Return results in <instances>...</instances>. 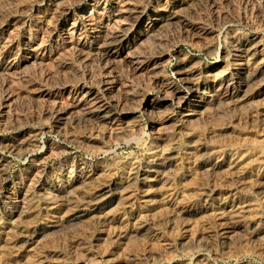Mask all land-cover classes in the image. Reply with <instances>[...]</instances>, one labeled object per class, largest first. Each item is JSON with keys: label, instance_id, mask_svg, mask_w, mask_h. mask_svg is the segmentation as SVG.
Returning a JSON list of instances; mask_svg holds the SVG:
<instances>
[{"label": "rangeland", "instance_id": "obj_1", "mask_svg": "<svg viewBox=\"0 0 264 264\" xmlns=\"http://www.w3.org/2000/svg\"><path fill=\"white\" fill-rule=\"evenodd\" d=\"M252 38L264 0H0V264H264Z\"/></svg>", "mask_w": 264, "mask_h": 264}, {"label": "bare ground", "instance_id": "obj_2", "mask_svg": "<svg viewBox=\"0 0 264 264\" xmlns=\"http://www.w3.org/2000/svg\"><path fill=\"white\" fill-rule=\"evenodd\" d=\"M98 4V3H97ZM122 8V7H121ZM100 9V8H99ZM129 9V8H128ZM103 11V10H102ZM106 13V12H105ZM124 13V12H123ZM122 13V14H123ZM137 13H138V11H137ZM140 13V12H139ZM169 14V13H168ZM167 14V15H168ZM124 15V14H123ZM138 15V14H137ZM164 15V14H163ZM115 16V15H114ZM176 17V16H175ZM100 18V17H99ZM167 18V17H166ZM172 18V17H171ZM177 18V17H176ZM87 19V18H86ZM101 19H102V16H101ZM120 19V18H119ZM124 19V18H123ZM162 19V18H161ZM88 20V19H87ZM90 20H92V19H90ZM116 20V19H115ZM153 20V19H152ZM157 20V19H156ZM93 21V20H92ZM155 21V20H154ZM101 22V21H100ZM103 22V21H102ZM105 22V21H104ZM159 22V21H158ZM164 22H166V21H164ZM168 22V21H167ZM170 22V21H169ZM174 22V21H173ZM172 22V23H173ZM116 24V23H115ZM166 24H168V23H166ZM105 25V24H104ZM106 25H107V22H106ZM110 25V24H109ZM130 25V24H129ZM161 25V24H160ZM132 26V25H131ZM154 26V25H153ZM195 26V25H194ZM102 27V26H101ZM156 27V26H155ZM193 27V26H192ZM109 28V27H108ZM107 28V29H108ZM102 29H104V28H102ZM125 29V28H124ZM106 30V29H105ZM148 30V29H147ZM146 30V31H147ZM198 30V29H197ZM72 31V30H71ZM127 31V30H126ZM155 31V30H154ZM108 32V31H107ZM106 32V33H107ZM110 30H109V34H110ZM132 32H133V29H132ZM120 33V32H119ZM135 33V32H134ZM75 34V33H74ZM104 35H105V33H103ZM118 34V33H117ZM142 34V33H141ZM147 34V33H146ZM70 35V34H69ZM68 35V36H69ZM72 35V34H71ZM119 35V34H118ZM143 35V34H142ZM149 35V34H148ZM134 36V35H133ZM136 36V35H135ZM256 36V35H255ZM105 37H106V35H105ZM122 37V36H121ZM121 37H120V39H119V37H118V39L119 40H121ZM138 37V36H137ZM72 38V37H71ZM107 38V37H106ZM127 38H129V37H127ZM139 38V37H138ZM137 38V39H138ZM261 38V37H260ZM260 38H259V40H260ZM248 39V38H247ZM130 40V39H129ZM257 38H252V41L250 42V43H247L248 45H242L243 46V48H242V50H244L245 51V53L247 54V55H250V54H259V52H261V51H259V49L261 48L262 49V47H263V44H262V40L261 41H259ZM103 41V40H102ZM106 41V40H105ZM134 41V40H133ZM138 41V40H137ZM242 41V40H241ZM122 42V41H121ZM105 43V42H104ZM107 43H109V42H107ZM107 43H106V45H107ZM242 43H244V42H242ZM111 46V45H110ZM235 46H237V45H235ZM239 48H241V47H238V49ZM105 49H107L106 48V46H105ZM110 49V48H109ZM101 50V49H100ZM235 50V49H234ZM2 51V50H1ZM239 51V50H238ZM237 51V52H238ZM241 51V50H240ZM108 52V51H107ZM131 52V51H130ZM264 52V51H263ZM262 52V53H263ZM1 54V53H0ZM245 54V55H246ZM5 55V54H4ZM237 55V54H236ZM261 56V55H260ZM264 56V55H263ZM258 57V56H257ZM34 58V57H33ZM239 58V57H238ZM240 58H241V56H240ZM252 58V57H251ZM38 59H39V57H38ZM253 59V58H252ZM256 59V58H255ZM189 60V59H188ZM244 60V59H243ZM247 60V59H246ZM245 60V61H246ZM262 60V59H261ZM187 61V60H186ZM237 61H239V59L237 60ZM242 61V60H241ZM250 61V60H249ZM223 62V61H222ZM252 62H253V60H252ZM234 63V62H233ZM247 63V62H246ZM257 63V62H256ZM188 64V63H187ZM215 64V63H214ZM218 64V63H217ZM221 64V63H220ZM239 64V63H238ZM255 64V63H254ZM260 64H262V63H260ZM216 65V64H215ZM248 65V64H247ZM259 64H257V66H258ZM236 66V65H235ZM242 66V65H241ZM241 66H240V68H241ZM249 66V65H248ZM254 65L252 64V67H253ZM255 66H256V64H255ZM254 66V67H255ZM186 67V66H185ZM185 67L183 68V69H185ZM216 67H217V65L214 67V66H212V67H210V68H207V70H206V72L207 73H211V74H213L215 71V69H216ZM220 67V66H219ZM218 67V68H219ZM226 67V66H225ZM245 67V66H244ZM189 68V67H188ZM222 68V67H221ZM220 68V69H221ZM237 68V67H236ZM233 69V68H232ZM242 69V68H241ZM250 68H248V70H249ZM254 69V68H253ZM191 70V69H190ZM188 71V72H186V75H192V73H194L193 71ZM193 70V69H192ZM195 70V69H194ZM225 71V70H224ZM227 71V70H226ZM229 71V70H228ZM234 71H235V68H234ZM254 71H255V76L254 75H252V76H254V77H256V76H258L260 73L259 72H263L264 71V63H263V65H260L259 67H257V68H255L254 69ZM185 72V71H184ZM201 72V71H200ZM199 71H198V73H200ZM230 72V71H229ZM196 73V72H195ZM204 73V72H203ZM217 73V72H216ZM218 73H219V71H218ZM217 73V74H218ZM226 73V72H225ZM247 73H248V71H247ZM250 73V72H249ZM254 73V72H253ZM215 74V73H214ZM214 74H213V76H214ZM220 74V73H219ZM223 74V73H222ZM229 74V73H228ZM234 74H237V77H239V78H243L244 77V75L246 74V72L244 71L243 72V70H241V71H238L237 73L235 72ZM230 75V74H229ZM247 75V74H246ZM249 75V74H248ZM197 76V75H196ZM211 76V75H210ZM215 76H218V75H215ZM250 76H251V74H250ZM263 76H264V74H263ZM187 77V76H186ZM191 77V76H190ZM189 77V78H190ZM193 77V76H192ZM227 77V76H226ZM232 77V76H231ZM230 77V78H231ZM248 77V76H247ZM185 78V77H184ZM213 78V77H212ZM228 78V77H227ZM249 78V77H248ZM261 78V77H260ZM186 79V78H185ZM213 79H215V78H213ZM235 79V78H234ZM246 79V78H245ZM250 79V78H249ZM248 79V80H249ZM194 79H192V81H193ZM203 80V79H202ZM212 80V79H211ZM216 80V79H215ZM224 80H226V79H224ZM228 80V79H227ZM240 80V79H239ZM238 80V81H239ZM255 80V79H254ZM258 80V79H257ZM217 81H218V79H217ZM217 81H215V84H216V82ZM229 82V81H228ZM227 82V83H228ZM241 82H243V81H241ZM249 82V81H248ZM170 83H172V82H170ZM201 83V82H200ZM222 83V82H221ZM226 83V84H227ZM236 83V82H235ZM250 83V82H249ZM194 83L192 82V84L191 85H193ZM212 84V83H211ZM214 84V83H213ZM224 84V83H223ZM231 84V83H230ZM236 84H238V83H236ZM248 84V83H247ZM246 84V85H247ZM253 84H255V83H253ZM171 85V84H170ZM225 85V84H224ZM234 85V84H233ZM241 85V84H240ZM249 85H251V84H249ZM175 86V85H174ZM194 86V85H193ZM202 86V85H201ZM238 86V85H237ZM176 87H177V85H176ZM192 87V86H191ZM194 87H196V86H194ZM198 87V86H197ZM203 87V86H202ZM232 87V86H231ZM247 87V86H246ZM205 88V87H204ZM221 88H222V84H216L215 86H214V89H213V91L216 93V92H218L219 90H221ZM226 88V87H225ZM83 89V88H82ZM168 89V88H167ZM84 90V89H83ZM177 90H178V88H177ZM180 90V89H179ZM189 90H190V88H189ZM203 90V89H202ZM205 90H206V88H205ZM247 90V89H246ZM175 88L173 87V85L171 86V89L168 91V94L169 95H166V97L165 98H163V100H162V102H164V103H167L168 101H170V97L171 96H175ZM208 91V90H207ZM212 91V90H211ZM233 91V90H232ZM240 91V90H239ZM249 91V90H248ZM243 92H244V90H243ZM246 92V91H245ZM251 92V91H250ZM202 93V92H201ZM201 93H200V91H195V92H192V95H190V97H186V96H184L183 97V101H185L186 102V104L188 103V102H196L199 106L200 105H206L207 104V100H205L202 96H201ZM209 93V92H208ZM223 93V92H222ZM224 93H228L227 91L226 92H224ZM223 93V94H224ZM233 93V92H232ZM262 93V92H261ZM166 94V93H165ZM185 94V93H184ZM193 94L194 95H196L193 99L194 100H191V97H193ZM217 94V93H216ZM219 94H220V92H219ZM234 94V93H233ZM253 94V93H252ZM183 95V94H182ZM181 95V96H182ZM187 95V94H186ZM207 95V94H206ZM213 95V94H212ZM228 95V94H227ZM235 95V94H234ZM245 95V94H244ZM243 95V96H244ZM86 96V95H85ZM93 96V95H92ZM180 96V95H179ZM180 96V97H181ZM205 96V95H204ZM214 96V95H213ZM220 96V95H219ZM249 96V95H248ZM253 96H254V94H253ZM210 97V96H209ZM227 97V96H226ZM226 97H225V99H226ZM85 98V97H84ZM95 98V97H94ZM162 98V97H161ZM176 98H178V96L176 97ZM176 98H175V100H176ZM208 98V97H207ZM218 99H219V97H217ZM224 98V97H223ZM229 98V97H228ZM246 98V97H245ZM250 98V97H249ZM160 99V98H159ZM172 99H173V97H172ZM182 99V98H181ZM180 99V100H181ZM215 99V98H214ZM220 99H221V97H220ZM219 99V100H220ZM248 99V98H247ZM148 100H150V99H148ZM155 100V99H154ZM174 100V101H175ZM217 100V99H216ZM82 101V100H81ZM97 101V100H96ZM211 101H213V100H211ZM100 102V101H99ZM157 102V101H156ZM184 102V103H185ZM216 102V101H215ZM78 103H80V102H78ZM95 104H96V102H94ZM212 103H214V102H212ZM162 104V103H161ZM169 104V103H168ZM196 104V105H197ZM210 105H211V103H209ZM84 105V104H83ZM97 105V104H96ZM98 105H99V103H98ZM105 105V104H104ZM150 105H151V102L149 101V102H146V106H148V107H150ZM103 106V105H102ZM153 106V105H152ZM161 106V105H160ZM187 106V105H186ZM90 107V106H89ZM190 107V106H189ZM201 107V106H200ZM203 107V106H202ZM91 108V107H90ZM158 108V107H157ZM208 108V107H207ZM93 109V108H92ZM159 109H160V107H159ZM158 109V110H159ZM199 109V108H198ZM87 110V109H86ZM98 110V109H97ZM102 110V109H101ZM157 110V109H156ZM155 110V111H156ZM192 109H190V111H191ZM206 110V109H205ZM99 112V111H98ZM188 112V111H187ZM196 112H198V111H196ZM90 113H93V112H90ZM96 114V113H95ZM111 114V113H110ZM185 115V114H184ZM102 116V115H101ZM105 116V115H104ZM103 117V116H102ZM109 117V116H108ZM183 118V117H182ZM103 119V118H102ZM107 119V118H106ZM181 119V118H180ZM113 120V119H112ZM111 121V120H110ZM106 122V121H105ZM23 204V203H22Z\"/></svg>", "mask_w": 264, "mask_h": 264}]
</instances>
